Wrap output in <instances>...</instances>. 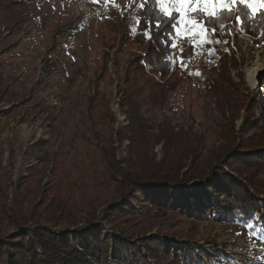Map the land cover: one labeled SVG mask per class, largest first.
Wrapping results in <instances>:
<instances>
[{"label":"trees","instance_id":"1","mask_svg":"<svg viewBox=\"0 0 264 264\" xmlns=\"http://www.w3.org/2000/svg\"><path fill=\"white\" fill-rule=\"evenodd\" d=\"M232 9L231 14H224L223 28L208 22L206 14L196 16L204 19L207 29L214 27L216 31L208 32L211 48L205 52L202 83L194 91L193 100L181 109L188 129L179 130L172 123L177 107L171 96L182 90L178 72L186 75L182 67L186 51L178 42L188 45L189 62L196 52L187 39H180L176 29L171 28L179 13L173 12V18H168L160 12L156 0H140L131 15L108 16L115 35L98 28L96 41L107 59L110 50L119 46L113 61L119 64L120 101L128 124L117 130L112 128L111 137L118 145L129 140L128 155L117 158L116 147L112 148L107 165L91 186L82 175H70L58 153L54 154L48 181L43 183L45 168L34 180L30 175L22 177L15 200L18 210L29 219L28 225L23 226L17 216L8 215L22 229L0 234V264H14L22 248L38 257L39 264H109L111 259L121 260L122 264H203L202 254L208 261L213 259L208 248L183 238V233H187L183 230L176 228L170 235L162 231L149 234L142 227L133 238L127 229L116 226L130 224L136 217L169 221L172 216L189 223V230L208 219L256 220L264 225V198L260 196L264 193V99H259L260 92L250 98L241 90L242 83L231 75V69H235L244 76L240 65L245 57L238 54L234 43L241 30L257 42L264 41V7L253 12L238 3ZM149 23L153 26L151 41L142 34ZM157 23L160 29L155 28ZM229 23L235 26L234 33ZM164 31L172 33L168 43H174L175 48L159 42ZM169 56L171 59H167ZM214 107L221 118L211 117ZM157 113L161 123L155 139L163 149L159 159L153 154L150 133V120ZM240 118L242 122L237 126ZM111 183L113 189L100 191ZM89 187L97 191L88 195ZM0 191L5 192L2 185ZM77 193L81 200L88 195L89 201L84 200V223L72 227L69 217L76 211L63 199ZM99 205L104 207L102 215L96 213ZM210 210H214L213 215ZM240 212L243 215L237 219ZM108 224H114L111 237L106 235ZM58 225L65 226L55 228ZM214 248L217 254L222 253L223 249Z\"/></svg>","mask_w":264,"mask_h":264},{"label":"rangeland","instance_id":"2","mask_svg":"<svg viewBox=\"0 0 264 264\" xmlns=\"http://www.w3.org/2000/svg\"><path fill=\"white\" fill-rule=\"evenodd\" d=\"M139 2L0 0V185L5 190L4 193L0 191V234L22 229L9 220L8 215L11 214L17 216L23 226L28 225L29 219L16 207L17 184L27 175L32 176L31 180L36 179L43 168L47 173L43 183L48 181L52 174L54 154H59L70 175H82L89 185L107 165L112 148L116 147L117 158L128 155L129 140L118 145L111 137L112 128L117 130L128 124L125 108L120 101L119 64L113 61L119 46L110 50L111 56L107 59L96 36L98 28L103 33L115 35L108 16L111 14L118 18L124 13L131 15ZM237 4L230 7L236 8ZM177 6L170 5L173 9ZM192 7L202 5L194 3ZM263 7L264 0H257L255 11L251 10L256 12ZM229 25L234 33L235 26L232 23ZM203 27L206 28L205 24ZM176 32L180 39H187L196 49L193 60L189 62L191 55L188 45L183 41L178 42L179 47L186 51L182 59L186 75L178 72L182 90L178 95L171 96L177 107L172 113V123L179 130L188 129V123L182 120L181 109L184 103L193 100L194 91L202 83L206 72L205 52L211 48V42H203L201 36L192 34L185 26L178 25ZM206 38L211 41L209 33ZM234 43L245 61L240 65L244 76L231 69L233 79L242 83L241 90L250 98L254 94L256 98L260 92L259 99H264V41L257 42L249 33L241 30ZM250 69L258 71L254 82L249 79ZM262 102L264 107V100ZM192 106L196 112L195 102ZM256 112L259 115L260 112ZM210 115L221 118L215 107ZM160 121L158 113L150 120L152 151L158 159L163 155L162 143H157L155 139L160 131ZM198 122L199 119L196 121L197 129ZM241 122L242 118L238 119L237 126ZM113 186V183L104 185L100 191L106 192ZM94 191L97 190L90 188L88 195ZM88 195L85 201H89ZM260 196L264 198V193ZM63 200L76 211L75 215L69 217L72 220L69 225H82L86 211L82 210L85 204L80 194ZM24 205L26 207L27 204ZM95 208L96 213L102 215L104 207L99 205ZM210 213L213 215L214 210H210ZM245 222L208 219L189 230V223L173 216L169 221L164 218L148 221L136 217L130 220V224L120 223L116 227L120 225L127 229L133 238L142 227L149 234L162 231L170 235L175 233L176 228L183 230L187 232L183 233V238L205 244L208 248L213 259L208 261L202 254L203 264H264V225L260 221L250 220L253 227L248 228ZM113 225L108 224L106 228V235L110 237L113 236ZM214 247L223 249L222 253L217 254ZM39 263V258L27 248H22L14 258V264ZM122 263L114 259L109 262Z\"/></svg>","mask_w":264,"mask_h":264},{"label":"snow or ice","instance_id":"3","mask_svg":"<svg viewBox=\"0 0 264 264\" xmlns=\"http://www.w3.org/2000/svg\"><path fill=\"white\" fill-rule=\"evenodd\" d=\"M257 0H156V3L159 5L160 12L164 14L165 17L173 18V12L179 13V19H174V22L171 24L172 29L178 30V25L185 26L189 32L196 34L202 37L203 42H211L207 40V33L216 31V28L207 29L203 25L205 23L204 19L197 20L195 17H203L207 15L208 22H214L219 25L220 28H223V19L224 14H231L233 9L230 5H245L247 8L253 9L255 11V4ZM202 5V7L194 8L193 4ZM178 5L175 9L171 8L170 5ZM239 14L236 15V20L239 21ZM152 25H149L143 29V36L146 40H153L152 36ZM156 29H160L161 25L157 23L155 25ZM164 37H167L165 39ZM172 39V33L169 31H164L160 38V43L165 47L175 48L176 45L173 43L169 45L168 41ZM226 42V41H225ZM219 43V40L216 41ZM171 59V57H167ZM243 215L242 212L238 214L237 219ZM245 226L252 228L253 224L250 221L245 222Z\"/></svg>","mask_w":264,"mask_h":264},{"label":"bare ground","instance_id":"4","mask_svg":"<svg viewBox=\"0 0 264 264\" xmlns=\"http://www.w3.org/2000/svg\"><path fill=\"white\" fill-rule=\"evenodd\" d=\"M257 74H258L257 70L250 69V71H249V79H250V81L254 82L256 80Z\"/></svg>","mask_w":264,"mask_h":264}]
</instances>
